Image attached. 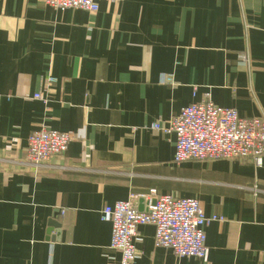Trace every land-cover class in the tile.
<instances>
[{"label": "crops", "instance_id": "crops-1", "mask_svg": "<svg viewBox=\"0 0 264 264\" xmlns=\"http://www.w3.org/2000/svg\"><path fill=\"white\" fill-rule=\"evenodd\" d=\"M48 77L44 105L32 95ZM206 97L264 120V0L99 1L96 13L0 0V264H120L100 213L150 190L223 221L204 228L202 260L140 226L134 264H264V156L175 163V136L151 128ZM40 128L71 141L35 172L25 150Z\"/></svg>", "mask_w": 264, "mask_h": 264}, {"label": "built area", "instance_id": "built-area-1", "mask_svg": "<svg viewBox=\"0 0 264 264\" xmlns=\"http://www.w3.org/2000/svg\"><path fill=\"white\" fill-rule=\"evenodd\" d=\"M99 1L121 0H42L55 10L79 9L89 13L98 11ZM166 81L172 82L170 77ZM54 82L53 77H48L43 91L34 93L32 98L46 105L44 92H49ZM151 128L175 136V163L236 159L260 165L264 156V120L241 118L234 109L215 106L208 97L183 107L164 127L153 123ZM70 141L67 133L40 128L28 138L25 160L35 172L45 171L51 159L65 154ZM252 190L257 192L255 188ZM141 198L145 202L142 212L136 207ZM100 220L111 223L110 248L120 253V264H134L138 258L135 240L140 226L154 228L155 247L169 249L177 257L202 260L207 255L204 228L223 218L207 217L196 199L157 195L150 190L142 197L130 195L125 201L105 206Z\"/></svg>", "mask_w": 264, "mask_h": 264}, {"label": "water", "instance_id": "water-1", "mask_svg": "<svg viewBox=\"0 0 264 264\" xmlns=\"http://www.w3.org/2000/svg\"><path fill=\"white\" fill-rule=\"evenodd\" d=\"M144 200L141 198V199H139V205H138V207H137V209H138V211H140V212H142V211H144L145 209H142V202H143ZM49 232H51V230L53 229V228H55V227H58V226H60L59 224H57V223H55L54 221H50L49 223Z\"/></svg>", "mask_w": 264, "mask_h": 264}]
</instances>
